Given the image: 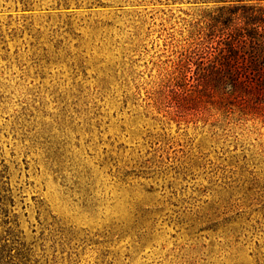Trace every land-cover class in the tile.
<instances>
[{"label":"rangeland","instance_id":"374dc122","mask_svg":"<svg viewBox=\"0 0 264 264\" xmlns=\"http://www.w3.org/2000/svg\"><path fill=\"white\" fill-rule=\"evenodd\" d=\"M242 6L264 0H0V264H264Z\"/></svg>","mask_w":264,"mask_h":264},{"label":"trees","instance_id":"16d2710c","mask_svg":"<svg viewBox=\"0 0 264 264\" xmlns=\"http://www.w3.org/2000/svg\"><path fill=\"white\" fill-rule=\"evenodd\" d=\"M242 10L243 12L237 14L238 10ZM246 8L244 6L240 8H228V13L232 15L228 18L226 17L223 24L227 27L225 31H223V35L226 33L225 39L227 40V51L234 53L235 49L240 46H245L247 43L250 44L252 50L250 52L243 51L241 56H245L247 61L250 63L251 68L256 72H264V47L262 49V45L264 44V9L261 8ZM237 14V15H235ZM262 24V32L260 31V27ZM257 38H260L258 40ZM258 47V48H257ZM261 47V48H260ZM259 53V54H258ZM263 53V54H262ZM223 60L215 64V61L210 65L211 75L217 73L219 70H224L227 72L229 67L230 58L226 59L222 55ZM225 59V61H224ZM220 73H218L219 75ZM225 74V73H224ZM237 78V79H236ZM214 80V79H213ZM234 84L239 81H243V77L241 75H236L233 79ZM237 80V81H236ZM206 84L211 85L212 79L207 77L204 81ZM238 84V83H237ZM240 84V83H239ZM235 86V85H234ZM2 250V249H1ZM0 250V251H1Z\"/></svg>","mask_w":264,"mask_h":264}]
</instances>
